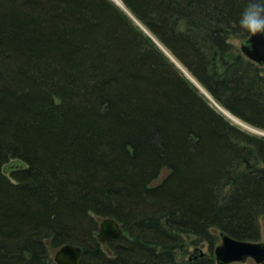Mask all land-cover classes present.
Segmentation results:
<instances>
[{"label":"trees","instance_id":"trees-1","mask_svg":"<svg viewBox=\"0 0 264 264\" xmlns=\"http://www.w3.org/2000/svg\"><path fill=\"white\" fill-rule=\"evenodd\" d=\"M120 1L0 0V264H217L221 234L264 239V136L217 107L264 132L248 0Z\"/></svg>","mask_w":264,"mask_h":264},{"label":"water","instance_id":"water-1","mask_svg":"<svg viewBox=\"0 0 264 264\" xmlns=\"http://www.w3.org/2000/svg\"><path fill=\"white\" fill-rule=\"evenodd\" d=\"M112 1L119 7L125 8L122 3L116 0ZM241 50L249 60L264 67V35L250 37L247 42L241 45ZM187 75L195 82L189 74ZM195 84L202 90L196 82ZM208 97L210 98L209 95ZM122 234V226L116 220L104 219L100 223L97 237L99 243L105 245L111 240L118 239ZM82 255L83 250L79 246L66 245L55 253L54 259L56 264H79ZM215 259L217 264H246L249 261L255 264H263L264 242L239 241L221 234V243L215 249Z\"/></svg>","mask_w":264,"mask_h":264},{"label":"clouds","instance_id":"clouds-1","mask_svg":"<svg viewBox=\"0 0 264 264\" xmlns=\"http://www.w3.org/2000/svg\"><path fill=\"white\" fill-rule=\"evenodd\" d=\"M237 24L239 30L250 37L264 35V0H248Z\"/></svg>","mask_w":264,"mask_h":264},{"label":"rangeland","instance_id":"rangeland-1","mask_svg":"<svg viewBox=\"0 0 264 264\" xmlns=\"http://www.w3.org/2000/svg\"><path fill=\"white\" fill-rule=\"evenodd\" d=\"M120 2V1H119ZM121 3V2H120ZM117 5V4H116ZM121 8V7H120ZM121 9H123L125 12H126V9L125 8H121ZM133 20H134V18L132 17V16H130ZM234 44L238 47V48H241V43L240 42H234ZM184 73H185V75L190 79V77L187 75L188 73L184 70V69H182L181 67H179ZM191 80V79H190ZM192 81V80H191ZM193 82V81H192ZM194 84H195V82H193ZM196 85V84H195ZM199 88V87H198ZM200 89V88H199ZM201 90V89H200ZM202 92L204 91L203 89L201 90ZM207 97H208V94L204 91L203 92ZM209 98V97H208ZM209 100L214 104V101L212 100V99H210L209 98ZM215 105V104H214ZM218 107V109L225 115V116H227V118L234 124V125H237V126H239L240 128H242L243 130H245V131H247V132H249V133H251V134H253V135H256V136H264V132H262V131H259V130H257V129H254V128H252V127H249L248 125H246V124H244V123H242L240 120H238V119H236V120H234L235 118H233L231 115H229V113L228 114H226L224 111H223V109H221L219 106H217ZM165 174H167V172L165 171L163 174H162V176H161V178H160V180H162L163 179V177H164V175ZM194 240H196L195 238H190L189 240H188V247H187V254H186V256H185V258H189V257H192V255H194V254H197V255H201V254H204V255H207L208 253H209V248H208V245L207 244H199L197 247L196 246H194V245H192L193 244V241ZM262 242H264V239L262 240ZM251 262L249 261V264H250Z\"/></svg>","mask_w":264,"mask_h":264},{"label":"bare ground","instance_id":"bare-ground-1","mask_svg":"<svg viewBox=\"0 0 264 264\" xmlns=\"http://www.w3.org/2000/svg\"><path fill=\"white\" fill-rule=\"evenodd\" d=\"M116 1L119 2V0H116ZM119 3H120V2H119ZM234 120H236V119H234ZM219 245H220V244H219ZM219 245H218V246H219ZM201 255H204V254H201Z\"/></svg>","mask_w":264,"mask_h":264}]
</instances>
